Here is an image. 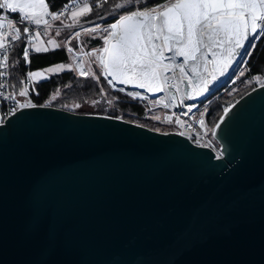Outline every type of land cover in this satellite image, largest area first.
<instances>
[{"label": "snow or ice", "instance_id": "6c2138e0", "mask_svg": "<svg viewBox=\"0 0 264 264\" xmlns=\"http://www.w3.org/2000/svg\"><path fill=\"white\" fill-rule=\"evenodd\" d=\"M101 7L72 0L71 5L54 11L48 0H0V81H4L0 89L14 87L12 73L21 59L30 66L33 54L65 48L73 60V64L60 62L38 70L28 67L21 73L25 78L17 81L23 85L18 93L0 92L10 102L8 117L19 118L17 114L22 116L24 109L50 107V102L37 104L31 99L21 103L17 96L29 97L40 81L66 69L96 83L102 77L112 88L122 85L153 95L164 92L166 99L155 103L175 108L205 95L237 56L250 57V49L257 47L254 41L264 37V0H121L107 17L91 20ZM64 20L69 21L65 27L74 31L65 37L66 42L43 38L52 22L63 24ZM34 28H43V35ZM82 33L102 41L101 47L84 53L87 69L73 44L74 40L84 43ZM55 36L61 32L57 30ZM18 43L22 53L13 63ZM254 79L264 88L259 76ZM100 91L104 95L103 88ZM127 96L145 99L136 91ZM237 104L224 107L219 122L210 129L200 119L203 135L215 138ZM194 107L189 105L187 112ZM239 116L233 113L232 119ZM164 119L173 121L172 116ZM175 124L185 127L179 118ZM10 125L11 119L0 116L4 129L0 131V264H158L157 252L163 254L164 264H264V120L258 131L250 132L239 160L230 161L233 171L247 163L255 177L237 199L209 201L179 171L158 168L149 181L110 191L73 213L55 208L46 193L50 178L65 174L64 170L48 169L40 181L33 175L52 154L84 150L89 145L72 136L45 140L14 135L8 130ZM174 135L185 137V132ZM187 139H194L197 148L209 149L216 160L222 158L213 148L214 140ZM169 152L190 150L179 147Z\"/></svg>", "mask_w": 264, "mask_h": 264}, {"label": "water", "instance_id": "95a60500", "mask_svg": "<svg viewBox=\"0 0 264 264\" xmlns=\"http://www.w3.org/2000/svg\"><path fill=\"white\" fill-rule=\"evenodd\" d=\"M224 84L210 85L208 96ZM118 86L122 85L111 88L118 91ZM122 87L124 94L129 91L145 94L143 90ZM145 95L150 100L156 99L153 94ZM237 101L239 104L217 130V136L211 137L219 147L220 160L209 149L195 147L187 137L174 135L176 132L165 136L123 120H105L102 115H73L47 107L24 109L22 116L17 114L19 118L9 117L5 121L11 119L8 130L14 135L29 134L45 140L72 136L89 145L84 150L52 154L33 175L35 181H40L48 169L65 171L63 175L51 177L46 190L53 206L62 212L73 213L110 191L145 183L158 168L179 171L209 201H230L243 196L246 185L255 179L247 163L237 171H233V163L239 160L250 132L258 131L264 120V88L258 86ZM178 108L179 105L174 110ZM233 113H239V118L233 120ZM179 147H186L190 153L170 154V149ZM155 259L158 264H164L162 253H155Z\"/></svg>", "mask_w": 264, "mask_h": 264}, {"label": "trees", "instance_id": "16d2710c", "mask_svg": "<svg viewBox=\"0 0 264 264\" xmlns=\"http://www.w3.org/2000/svg\"><path fill=\"white\" fill-rule=\"evenodd\" d=\"M48 2L52 5V10L55 11L62 9L65 4L70 5L72 0H48ZM117 2H121V0H108V3L106 4L104 3V0H91L90 3L93 7H95L96 3L102 5L100 9L93 12L91 20L99 22L100 16L107 17L112 6ZM165 2H167V0H153V3ZM63 24L60 28L63 32V36H59L58 38L64 42L65 37L69 34L73 35L74 31L66 28ZM83 26L87 27L89 25L84 23ZM104 26H106V24ZM80 29V27L76 28V30ZM49 32L51 36L53 31L50 30ZM81 39L84 41L81 46H83L86 51H91L94 47L98 48L102 46V41L90 39L85 34L81 36ZM73 44L76 45L75 50L79 51L80 46L75 40L73 41ZM256 45L257 47L253 49L252 55L247 60L248 71L244 77L241 78L238 83L231 85L229 88L224 86L220 91H217L214 95L209 97L210 105L205 113V121L209 129L219 121V117L223 114V107H228L234 104L249 91L260 86L251 80L257 76H259L260 79L264 78V37H261ZM20 53H22V47L20 44H17L12 54L13 63L16 62L17 55ZM22 62L21 59L18 70L12 73L11 82L14 86V93H18L19 88L23 86L17 84L18 80L25 78L21 75V73H25L26 71L24 63ZM60 62L73 64L71 55L67 53L65 48L59 49L54 53L50 51L47 54H33L31 57L30 68L32 70H38L53 66ZM88 67L89 66H86V69ZM92 67L96 72L99 71L95 66L92 65ZM35 88L39 95L37 97H31L33 103L48 104L50 102V107L73 113V115H102L112 116L113 118L121 117L122 119L120 120L136 125L141 124L143 127L153 131L159 129V131L156 132L161 133L177 131L173 126L159 123L158 120L155 119L156 116L147 111L148 107L146 103L132 100L125 94L112 90L102 77L100 78V82L96 83L90 78L85 80L84 78L78 77L75 72L65 71L51 76L49 80L38 83L35 85ZM102 88L104 90V95H101L100 90ZM53 97H55V99H53ZM77 104L80 105L79 108H76ZM201 105H203V103ZM159 112L162 113V111Z\"/></svg>", "mask_w": 264, "mask_h": 264}, {"label": "built area", "instance_id": "2783aa9c", "mask_svg": "<svg viewBox=\"0 0 264 264\" xmlns=\"http://www.w3.org/2000/svg\"><path fill=\"white\" fill-rule=\"evenodd\" d=\"M79 2L83 3V2H91V0H79ZM71 5V4H70ZM50 19V17H49ZM63 19V17H62ZM59 22H52V28L55 27V25H57ZM40 31L41 34L44 32L43 28L41 29H35L34 28V32L35 31ZM82 31V29H80ZM83 34V33H82ZM78 43V45L80 46V50L77 51L75 50V54L77 56H80L82 57V60L83 62L85 61V59L87 58V56L84 55L85 52H88V53H91V51H86L83 46H81L79 44L78 41H76ZM19 44V43H18ZM81 48L83 49V51L81 50ZM71 55V54H70ZM73 61V60H72ZM24 63V62H22ZM24 66L25 68L27 69L28 67H30L29 65L25 64L24 63ZM26 72V71H25ZM78 75V74H77ZM0 82H4V81H0ZM12 83V82H11ZM30 88H32V85H29ZM36 88L34 87L33 90L30 91V95L29 97L27 98H21L19 96H17V100H19V102H23L24 99H31V97H37L38 95L36 94L37 91L35 90ZM9 90H12L13 91V88L12 89H0V92H4V94H7V92ZM118 92V91H117ZM122 93V92H120ZM127 96V94H125ZM209 97H211L210 95L208 96V94H205L203 95L202 97H199L197 100L195 101H184L182 103V105H179V108L177 110H174L173 107H168V108H165L163 106V103H161L160 105H155L153 108L154 110H160L162 111L163 113V116L166 117V116H172L173 117V121L172 123H168L167 121H165L164 117L162 118V121L164 124H173L174 123V126L175 128L177 127V131H184L185 132V137H196V136H203V138L205 140H208V141H213V139L211 138V136H204V129L200 127L199 125V120L200 119H204L205 120V113L202 117L198 118L197 121H193L192 119V114L196 111V108L202 103L204 102V100L208 99ZM131 98V97H130ZM132 99V98H131ZM133 100V99H132ZM136 101H139V102H144L146 103L148 106H149V103H150V99L147 98V99H144V100H141V99H135ZM158 100V99H155V101ZM192 104H195V107L192 109V112L191 113H188L187 112V107L189 105H192ZM10 107V102L8 101H4L2 99V97H0V116H3L5 119L6 118H9L8 115H7V112H8V108ZM150 107V106H149ZM152 108V109H153ZM151 109V108H150ZM186 112V113H184ZM206 112V111H204ZM176 118H179L183 121L185 127L184 128H179L176 124H175V119ZM205 124H206V121H205ZM207 126V124H206ZM176 131V132H177ZM193 143H195V140L194 139H190ZM213 148L215 149V151H218L219 152V147L217 146V144L214 142L213 144Z\"/></svg>", "mask_w": 264, "mask_h": 264}, {"label": "rangeland", "instance_id": "374dc122", "mask_svg": "<svg viewBox=\"0 0 264 264\" xmlns=\"http://www.w3.org/2000/svg\"><path fill=\"white\" fill-rule=\"evenodd\" d=\"M64 24V26L65 25H67L68 23H69V21L68 20H64V22H63ZM62 27V24H57V25H55V27H54V29H51V31H53L51 34L52 35H54V36H52L51 35V37H53V38H55V39H57L58 37H56L55 36V32L57 31V30H59L60 32H61V36H63V32L61 31V28ZM50 33V32H49ZM74 35V34H73ZM82 35H84V34H82ZM50 36V35H49ZM48 36V37H49ZM48 37H43L45 40H47L48 39ZM59 39V40H58ZM57 40L58 41H61V39L60 38H58ZM259 40V39H258ZM258 40H256V41H254V43L255 44H257V42H258ZM61 42H63V40L61 41ZM64 42H66V41H64ZM250 51H252L253 52V49H250ZM72 58V57H71ZM248 58L249 57H247V56H244V57H241V59L239 60V62L236 64V66L234 67V69L231 71V73L229 74V76H228V78H227V80L225 81V84L221 87V88H219L218 90H216L213 94H211V96L212 95H214L217 91H220V89H222L224 86L225 87H227V88H229L231 85H233V84H235V83H238V81L241 79V78H243L244 77V75L246 74V72L248 71V67H247V64H245V63H243L242 61H247L248 60ZM84 63H85V68H86V66H89V64H88V57L85 59V61H84ZM93 66H95L94 64H93ZM65 71H67V69L65 70ZM64 71V72H65ZM60 74V73H59ZM53 75H56V74H53ZM52 75V76H53ZM252 82H254V83H257L258 85H260L261 86V84L260 83H258L255 79H253V80H251ZM260 81H261V83H264V78H262V79H260ZM40 82H43V81H40ZM39 82V83H40ZM228 82H229V84H228ZM228 84V85H227ZM250 84V83H249ZM258 87V86H257ZM223 93V92H222ZM122 94H124V93H122ZM159 100V99H158ZM150 101V103H149V106L147 105V107H148V109H147V111L149 112V113H151L152 115H154V116H156V117H160V120H158V122L159 123H162L163 125H167V126H173V127H175L174 126V123L173 124H164L163 123V121H162V118L164 117L163 116V113H161V112H159L160 110H154V106L156 105V103H155V100H149ZM203 103V105H201ZM197 108H196V111L192 114V120L193 121H197L198 120V118H200V117H202L203 115H204V113H206V112H204V111H206V109L209 107V105H210V99L208 98V99H206V100H204V102H202ZM225 107H227V106H225ZM229 107V106H228ZM151 108V109H150ZM153 108V109H152ZM223 109H224V107H223ZM176 130H177V127H176Z\"/></svg>", "mask_w": 264, "mask_h": 264}, {"label": "bare ground", "instance_id": "6f19581e", "mask_svg": "<svg viewBox=\"0 0 264 264\" xmlns=\"http://www.w3.org/2000/svg\"><path fill=\"white\" fill-rule=\"evenodd\" d=\"M246 44H247V42H246ZM239 57H241V56H237V57L235 58V60H234V61L232 62V64L230 65L228 71H227L223 76L218 77V79H217L216 81L213 82V83H215V85H221L222 83H224V82L227 80L229 74L231 73V69H232L233 65L235 64L236 60H238ZM209 59H211V57H209ZM121 87H122V86H118L117 89H119V88H121ZM210 90H211V89H210ZM173 91H174V89H173ZM127 93H128V92H126V94H127ZM209 93H210V91H208V92L205 93V94H209ZM140 95L145 96V99L148 98L145 94H141V93H140ZM154 95H155L156 99H159V100H161V101H163V100L166 99V94H165L164 92L156 93V94H154ZM201 97H202V96H201ZM137 99H139V98H137ZM143 100H144V99H143ZM184 113H186V112H184Z\"/></svg>", "mask_w": 264, "mask_h": 264}, {"label": "crops", "instance_id": "0c3cea01", "mask_svg": "<svg viewBox=\"0 0 264 264\" xmlns=\"http://www.w3.org/2000/svg\"><path fill=\"white\" fill-rule=\"evenodd\" d=\"M42 35H43V33H42ZM49 35H50V33H48V35H47V36H44V38H45V37H48Z\"/></svg>", "mask_w": 264, "mask_h": 264}]
</instances>
